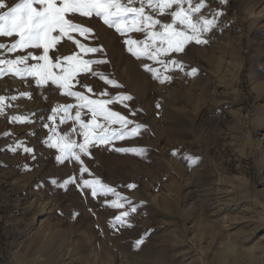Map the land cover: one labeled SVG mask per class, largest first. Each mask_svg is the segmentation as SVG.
Masks as SVG:
<instances>
[{
	"label": "rangeland",
	"instance_id": "rangeland-1",
	"mask_svg": "<svg viewBox=\"0 0 264 264\" xmlns=\"http://www.w3.org/2000/svg\"><path fill=\"white\" fill-rule=\"evenodd\" d=\"M204 3L194 18H215L202 37L208 43L180 53L151 59L157 38L145 54L160 25L121 34L78 16L73 22L90 31L72 30L73 39L50 49L62 67L66 56L103 61L77 72L69 88L112 101L104 108L128 125L99 115L93 123L87 100L50 80L0 76V264H264V0ZM144 8L161 25L177 10L160 12L147 0ZM76 40L100 51L86 54ZM28 51L0 49V59ZM72 141L75 155L51 146ZM122 211L124 225L115 222Z\"/></svg>",
	"mask_w": 264,
	"mask_h": 264
},
{
	"label": "snow or ice",
	"instance_id": "snow-or-ice-1",
	"mask_svg": "<svg viewBox=\"0 0 264 264\" xmlns=\"http://www.w3.org/2000/svg\"><path fill=\"white\" fill-rule=\"evenodd\" d=\"M148 6L158 9L163 12L165 9H170L176 5L177 10L171 12L172 23H163L159 20H154L150 15L145 14L144 0H140V7L130 6L133 0H128V6L122 5L120 0H18V2L9 3V0H0V38H13L15 42L11 45L0 43V49H7L8 53H14L18 49H27V55H17L15 59H0V76L12 74L13 76L26 78L35 77L37 86L47 83L49 80L52 84L58 85L60 88L67 89V96H75L80 100H87L80 92H73L69 88V81L81 70H90V65L102 63L92 59H83L77 56H66L64 61H68V67H62L60 57H56L57 62L53 63L49 59L50 49L54 48L61 42V38L67 35L69 40L73 39L70 34L72 30H78L81 34H87L90 29L81 27L79 23H74L75 17L100 18L105 25L110 28L114 27L117 32L123 34L126 27H130L134 31H143L145 28H155L160 25L163 31L149 32L148 38L152 41V45H145L144 52L148 53L150 47L155 46L157 38L161 47L156 48V51L150 55V58L155 60L160 54L169 52L180 53L184 51L185 46L190 42L196 44H207L208 40L202 38L205 33L210 32L216 24L213 19H195L194 14L201 13L205 8L204 0L193 5V0H147ZM227 3V0H220V4ZM187 4V8L184 5ZM72 14L71 17L66 18ZM128 14H132L131 20L127 19ZM220 12H216L215 16H220ZM175 25V26H174ZM56 33V35H53ZM76 46L83 50L84 53H97L100 51L96 47H86L79 40L75 41ZM128 44L136 43L135 41H126ZM166 45V47H165ZM42 50V54H41ZM129 52H133L131 47ZM134 55H139L138 52H133ZM30 60H35V64H30ZM43 61V64L39 62ZM175 63V62H173ZM147 67V66H146ZM60 69L61 74L55 75L52 69ZM195 71V69H193ZM106 83L113 84L111 80H106ZM87 87V85H84ZM27 95V93H22ZM0 97V103L3 101ZM130 99V97H123ZM112 101L87 100V105L92 112L93 123L97 116H103L105 120H111L113 117H118L119 122L123 125H128V121L124 116L117 112H109L104 108L105 103ZM71 105H66L63 109L68 112ZM3 108L0 107V112ZM56 109H53V114H56ZM81 113L76 112V117L79 119ZM53 117H49L51 120ZM13 121L19 120L20 117H12ZM82 128H87L88 125L81 123ZM139 126H137L138 128ZM137 129H133L135 132ZM122 136V133L117 134ZM99 140L107 139L104 136L98 137ZM52 147H60L61 152L65 154L75 155V142L65 143L64 145L53 144ZM16 147H19L18 145ZM82 150L87 148V133H85V144L80 145ZM15 151V148H11ZM25 152L31 153V148H24ZM117 151H126L125 149H117ZM60 159V157H56ZM79 160L80 157L76 156ZM71 180L66 181L70 183ZM85 186L88 181H84ZM129 188L134 185H129ZM93 190V196H95ZM113 208H123V204H112ZM134 212L135 209L133 208ZM128 211H122L115 217L117 224H126ZM143 243V240H137L136 245Z\"/></svg>",
	"mask_w": 264,
	"mask_h": 264
}]
</instances>
